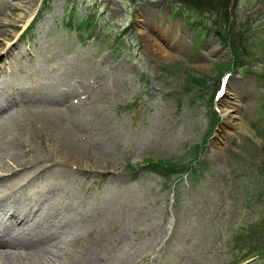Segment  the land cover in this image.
Returning a JSON list of instances; mask_svg holds the SVG:
<instances>
[{
    "label": "rangeland",
    "instance_id": "374dc122",
    "mask_svg": "<svg viewBox=\"0 0 264 264\" xmlns=\"http://www.w3.org/2000/svg\"><path fill=\"white\" fill-rule=\"evenodd\" d=\"M14 2L0 0V16L11 15L15 23L13 37L0 49V55L9 46L13 51L0 71V91L23 89V101L44 91L41 97L58 103L53 121L75 108L80 156L88 163L47 166L44 176L24 185L30 167L0 194L14 190V201L29 196L42 202L41 231L47 235L50 224L58 225L62 245L76 257L92 256L88 264H233L229 239L259 216L246 209L248 185L255 179L249 183L245 174L263 155L264 65L256 60L245 64L249 70L238 66L220 97L224 80L216 64L232 58L217 49L212 36L201 38L202 30L176 15L174 0H77L75 15L94 14L101 25L83 39L64 27L69 0H53L50 11L35 19L41 0H23L19 11L10 9ZM228 10L232 17L235 12L242 21L264 26V0H229ZM29 14L33 30L21 33ZM201 14L208 23L219 15ZM119 35L114 50L109 44ZM191 69L204 83L187 90ZM222 98L238 105L247 128L227 125L222 118L201 154L208 165L197 178L172 177L165 185L161 176L141 168L151 160L188 162L189 148L200 144L210 127L211 109L221 113ZM10 113L0 122V144L17 162L24 158L19 140L37 157L47 147L49 164L56 157L48 144L54 143V127L18 105ZM127 163L140 168L131 175ZM6 248L22 252L8 243Z\"/></svg>",
    "mask_w": 264,
    "mask_h": 264
},
{
    "label": "bare ground",
    "instance_id": "6f19581e",
    "mask_svg": "<svg viewBox=\"0 0 264 264\" xmlns=\"http://www.w3.org/2000/svg\"><path fill=\"white\" fill-rule=\"evenodd\" d=\"M25 6L23 0H16L10 5L11 10H21ZM24 24L29 22L31 15L24 16ZM0 32H4L5 37L0 39V49L5 40L9 41L13 37L12 29L15 28L14 18L11 15L4 14L0 16ZM165 51L164 49L160 48ZM0 55V71L4 66L5 60L12 55V46L2 50ZM0 83L2 81L0 80ZM44 91H36L30 94L29 99L22 100L26 94L23 89L15 87L12 90L3 88L0 91V122L10 116V110L14 105L20 106L27 114H31L40 122L51 124L54 143L49 145L54 147L56 157L47 164L48 155L47 147H43L45 154L43 156L32 153V147H29L24 141L18 143L22 147L24 158L21 162L14 159V153L10 151L7 145L0 144V188L6 183L17 177L20 171H26L23 178V184L28 185L37 178L44 176L47 166L64 163L70 160L77 165H87L88 160L80 156L81 145L77 142V132L79 128V114L73 108L69 111L68 116L61 115L57 121H53L56 115L54 111L57 104L52 98L41 97ZM38 94V97L36 95ZM65 94V93H64ZM237 98L233 96L232 98ZM38 99L36 103V99ZM34 107L40 111L34 112ZM221 114L226 124L236 126L239 129H246L247 123L237 115L238 105L228 104L227 99L222 98L220 104ZM50 119V120H47ZM61 119V120H60ZM78 123V124H77ZM36 135L40 138L39 128L35 127ZM47 145V143L45 144ZM39 164L36 168L34 165ZM33 167V168H32ZM19 174H22L20 172ZM1 192V189H0ZM13 190L11 193L0 194V264H88L91 260L89 256L76 257L73 253L68 252L67 248L62 245V234L56 228V224H48L49 234L41 231L44 219L43 203L24 197L22 200L14 201ZM57 229V230H56ZM50 238L48 241L47 239ZM16 248H21L22 252L13 254L15 251L6 248V244ZM57 247V252L52 253V248Z\"/></svg>",
    "mask_w": 264,
    "mask_h": 264
},
{
    "label": "trees",
    "instance_id": "16d2710c",
    "mask_svg": "<svg viewBox=\"0 0 264 264\" xmlns=\"http://www.w3.org/2000/svg\"><path fill=\"white\" fill-rule=\"evenodd\" d=\"M175 1H177L180 7L178 12L183 13L189 19H196L199 14L205 12L219 14L216 17L210 18V27L221 37L223 43L230 47L235 62L237 61L240 64L249 62V57H251V61L261 60L264 62V35H262L264 34L262 32L264 26H254L252 19L242 21V18L235 12L232 17L231 12L228 10L229 0ZM41 11H43V8ZM70 18L75 19V27L77 29H83L86 33H90L94 26L93 20L95 17L93 15H84V17L80 18L74 14V8L71 11ZM66 26L71 27L72 22L68 20ZM116 43H118V38H115L113 44ZM222 64L219 65L220 71L230 65L227 62H223ZM193 83L203 84L204 80L200 79L199 76L190 74L187 86L191 88ZM211 118V126L203 138L201 147L205 146L208 142V138L214 128L213 124L216 125L219 121V117L214 110L211 111ZM262 150L264 153V139L262 142ZM206 165L207 162L199 158L195 163L191 164L164 162L160 160L148 161L144 167L150 168L151 171L162 175L167 180L174 175H197L199 172L204 171ZM258 165V171L255 173V184L250 188V195L253 200L252 205L258 210L259 216L252 225L234 236V247L235 249L239 247L238 254L233 252V261L235 263L254 256L264 259V155Z\"/></svg>",
    "mask_w": 264,
    "mask_h": 264
},
{
    "label": "water",
    "instance_id": "95a60500",
    "mask_svg": "<svg viewBox=\"0 0 264 264\" xmlns=\"http://www.w3.org/2000/svg\"><path fill=\"white\" fill-rule=\"evenodd\" d=\"M217 43H219V40L217 39ZM222 48H224V47H222ZM228 50V49H227Z\"/></svg>",
    "mask_w": 264,
    "mask_h": 264
}]
</instances>
